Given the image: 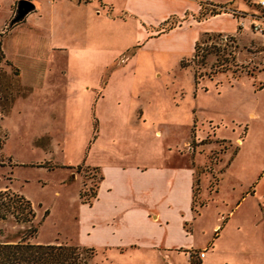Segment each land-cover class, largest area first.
<instances>
[{"label":"rangeland","instance_id":"374dc122","mask_svg":"<svg viewBox=\"0 0 264 264\" xmlns=\"http://www.w3.org/2000/svg\"><path fill=\"white\" fill-rule=\"evenodd\" d=\"M29 1L14 21L18 0H0V189L34 215L0 219V241L87 247V264H169L156 248L82 243L79 192L90 198L102 165L180 150L193 165L183 224L194 247L168 250L174 264H200L203 248L201 264H264V40L248 18L234 34L200 33L209 22L157 36L183 20L154 28L123 0Z\"/></svg>","mask_w":264,"mask_h":264},{"label":"crops","instance_id":"0c3cea01","mask_svg":"<svg viewBox=\"0 0 264 264\" xmlns=\"http://www.w3.org/2000/svg\"><path fill=\"white\" fill-rule=\"evenodd\" d=\"M74 1L81 4L85 0ZM123 5L125 13L154 25V28L171 17L183 20L165 30L155 31L157 36L180 26L209 22L212 25L205 24L199 29L200 33L234 34L237 31L235 16L225 13L204 16L196 0H123ZM32 8L33 4L29 10ZM221 14L233 19L232 27L225 28L212 21ZM154 131L159 132L158 129ZM143 157L129 164L116 162L99 168L101 177L95 195L89 202L80 201L84 208L78 221L82 225L81 231L85 232L82 243L90 237V241L103 247L156 248L169 264H174L168 250L176 249L181 253L183 251L179 249H184L182 254L186 257L187 250L194 247L183 224V218L191 210L193 165L187 163L186 153L180 150L160 156L156 162L148 154ZM217 225L214 223L212 228ZM181 238L187 240L181 242ZM206 255L205 248L203 256L198 257L200 264Z\"/></svg>","mask_w":264,"mask_h":264},{"label":"trees","instance_id":"16d2710c","mask_svg":"<svg viewBox=\"0 0 264 264\" xmlns=\"http://www.w3.org/2000/svg\"><path fill=\"white\" fill-rule=\"evenodd\" d=\"M216 12L213 6L206 4L201 8L202 14L211 15ZM13 20L17 19L14 17ZM195 44L196 41L193 44V50H195ZM94 195L95 189L92 190L90 198L84 197L82 192H79L84 202H89ZM33 215L31 202L25 196L9 191L7 188L0 189V219L11 216L17 221L24 222L30 220ZM85 248L87 247L61 242H38L24 239L0 241V264H87L83 253Z\"/></svg>","mask_w":264,"mask_h":264},{"label":"built area","instance_id":"2783aa9c","mask_svg":"<svg viewBox=\"0 0 264 264\" xmlns=\"http://www.w3.org/2000/svg\"><path fill=\"white\" fill-rule=\"evenodd\" d=\"M200 3L213 6L216 9V13H225L230 14L232 16H235L236 18H240L238 21V24L241 26L244 25L243 19L248 18V27L250 30H254L258 32L264 40V0H248L253 8L251 13L245 12L239 9H235L231 4H221L218 2H214L213 0H196ZM205 252V248L197 251V256L201 257L203 256Z\"/></svg>","mask_w":264,"mask_h":264},{"label":"water","instance_id":"95a60500","mask_svg":"<svg viewBox=\"0 0 264 264\" xmlns=\"http://www.w3.org/2000/svg\"><path fill=\"white\" fill-rule=\"evenodd\" d=\"M31 7L32 3L29 0H18L15 18L22 17Z\"/></svg>","mask_w":264,"mask_h":264}]
</instances>
